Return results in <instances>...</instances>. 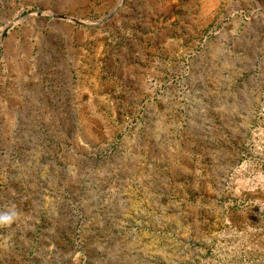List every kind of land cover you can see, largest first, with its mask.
<instances>
[{
	"label": "rangeland",
	"instance_id": "374dc122",
	"mask_svg": "<svg viewBox=\"0 0 264 264\" xmlns=\"http://www.w3.org/2000/svg\"><path fill=\"white\" fill-rule=\"evenodd\" d=\"M0 264H264V0H0Z\"/></svg>",
	"mask_w": 264,
	"mask_h": 264
}]
</instances>
